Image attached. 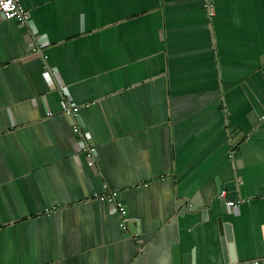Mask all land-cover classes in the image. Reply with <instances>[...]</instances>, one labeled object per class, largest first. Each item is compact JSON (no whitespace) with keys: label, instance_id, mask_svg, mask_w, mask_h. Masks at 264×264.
<instances>
[{"label":"crops","instance_id":"crops-1","mask_svg":"<svg viewBox=\"0 0 264 264\" xmlns=\"http://www.w3.org/2000/svg\"><path fill=\"white\" fill-rule=\"evenodd\" d=\"M17 1L29 27L0 15V264H264V0ZM111 190L137 239L92 199Z\"/></svg>","mask_w":264,"mask_h":264},{"label":"built area","instance_id":"built-area-1","mask_svg":"<svg viewBox=\"0 0 264 264\" xmlns=\"http://www.w3.org/2000/svg\"><path fill=\"white\" fill-rule=\"evenodd\" d=\"M209 1L207 0V3ZM208 11H210L209 4L206 5ZM0 15L5 21H15L22 26H30L27 19L26 11L18 3L17 0H0ZM36 47V46H35ZM40 50V48H39ZM35 51V49H33ZM58 91L63 95V109L62 114L71 120L72 132L77 135L83 145V151L89 160L96 161L97 150L96 148L88 142V137L82 132L80 120H79V107L74 105L69 97H67L65 85L58 83ZM221 199H225V193L222 192L219 196ZM92 199L105 203L108 205L111 212L117 213L121 217L119 227L124 232L130 234L132 239H137V233L132 232L130 229L129 222L127 221V211L123 204L122 199H120V192L118 190H111L105 194L94 193ZM226 206L230 209L239 207V202H226Z\"/></svg>","mask_w":264,"mask_h":264},{"label":"water","instance_id":"water-1","mask_svg":"<svg viewBox=\"0 0 264 264\" xmlns=\"http://www.w3.org/2000/svg\"><path fill=\"white\" fill-rule=\"evenodd\" d=\"M218 187H217V192H218V197L220 196V194L222 193V189H221V186H219V184L217 185ZM220 198V197H219ZM228 199H232L233 201H238V195H237V193L236 192H234V191H229V195H228V197H227V200ZM192 204L194 205V208H195V206H196V203H193L192 202ZM198 206H196V208H197ZM199 207H201V206H199ZM198 207V208H199ZM194 210H196V209H194ZM132 228V227H131ZM219 231H220V234L221 235H223L224 237H225V229H224V225L220 222L219 223ZM222 246H223V249H224V253H225V246H226V242H225V239L223 238L222 239ZM176 250V249H175ZM227 260V259H226ZM173 262H174V264H179V257H178V254H177V252L175 251L174 253H173ZM226 262V261H225ZM229 262V259H228V261H227V263ZM244 264H262V262L260 261V262H258V261H255V262H251V263H244Z\"/></svg>","mask_w":264,"mask_h":264}]
</instances>
